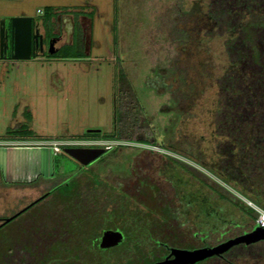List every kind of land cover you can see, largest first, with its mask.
Here are the masks:
<instances>
[{
  "label": "rangeland",
  "instance_id": "rangeland-1",
  "mask_svg": "<svg viewBox=\"0 0 264 264\" xmlns=\"http://www.w3.org/2000/svg\"><path fill=\"white\" fill-rule=\"evenodd\" d=\"M47 1L52 6H44L46 0H0V9L14 12L20 9L24 13L40 15L37 11L40 7L44 11L41 15H44L53 7L72 12L77 18L82 15L92 20L90 39L88 42L83 40L78 30L75 43L61 48L62 53H77L74 57H63L60 52L51 54L48 46L45 54L30 59L0 58V141L37 142L32 147L15 144L17 148L9 147L3 151L5 182H34V185L0 187V215H14L36 199L44 188L50 189L66 176L72 177L90 168L65 153L64 147L55 154L51 146L54 142L81 144L94 140L107 143L104 147L122 143L105 137H86L92 129L100 130L102 136L114 131L118 78L123 69L148 120L156 127L159 140L177 143L173 153L163 148H151L181 160L173 164L167 162L160 172V179L176 194L177 215L184 230L189 232L188 236L201 238L195 240L198 246L206 239L207 244L214 245L250 229L256 214L247 204L257 207L248 202L253 198L243 183L227 177L223 169L227 158L216 149L218 137L215 138L212 128L216 88L206 86L200 96H189L179 105L176 93L161 82L165 78L162 72H167L165 68L175 69L181 65V60L189 62L192 79L189 78L187 83L190 87H196L193 77L198 75L197 72H204V78L209 73L214 77L222 74L229 65L223 39L204 31L198 39L202 45H196L191 53L178 47L184 35L183 11L187 10L189 15L191 9L197 10L198 4L205 11V0ZM13 16L10 13L0 19L7 18L10 25ZM85 22L88 26L89 20ZM69 26L70 19L67 21ZM201 61L208 65L203 68ZM172 76L166 80L168 85L174 86ZM203 80V83L209 82ZM160 86L166 88L164 93L157 92ZM179 93L182 94V90H178V96ZM128 152L119 151L93 168L112 181L118 170H130ZM13 161L19 162L20 170L15 165L8 168V162ZM36 214L32 207L0 231L2 250L13 247L14 238L20 235L19 239L33 236L31 232L35 230H29L27 223L34 227ZM4 238H13V242L8 239L6 242ZM240 247L229 250L227 255H233L241 250ZM58 261L54 259L52 264Z\"/></svg>",
  "mask_w": 264,
  "mask_h": 264
},
{
  "label": "trees",
  "instance_id": "trees-1",
  "mask_svg": "<svg viewBox=\"0 0 264 264\" xmlns=\"http://www.w3.org/2000/svg\"><path fill=\"white\" fill-rule=\"evenodd\" d=\"M205 3V11L201 10L200 4L197 10L191 9L189 15L187 10L183 11L184 35L178 47L191 53L196 45H202L198 39L204 31L223 39L229 65L222 74L214 77L209 73L204 78V72H197L198 75L193 77L196 87H190L187 83L189 62L181 60L177 68H165L167 72L162 70L165 78L161 82L176 93L179 105L189 96H200L206 86L214 85L216 101L212 128L213 135L218 137L217 152L227 158L224 172L227 177L243 183L253 198L248 202L264 210V0H205ZM49 10L52 14L53 7ZM60 54L63 57L78 55L68 51ZM201 64L203 68L208 65L203 61ZM171 74L174 86L168 85L166 80ZM203 79L209 81L207 85ZM118 81L114 131L104 136L100 132H89L91 134L86 138L105 137L122 143L107 146V153L86 165L90 168L72 177L66 176L61 185L46 195L49 198L39 203L40 207L36 208V202L26 208L23 213L32 207H35V214L38 213L34 227L27 223L30 226L27 228H34L35 232L32 230L30 238L19 239L20 235L14 242L13 238H4L6 242L7 239L13 242L15 248L2 250L0 247V264H52L54 259L59 260L57 264H154L164 259L167 245L189 246L178 219L175 196L170 189L160 186L162 180L159 177V171L167 162L173 164L181 160L151 148H163L173 153L177 143L159 140L156 127L148 120L123 69ZM164 86L157 92L164 93ZM178 90H182L179 96ZM119 151H129L127 160L131 162L130 167L136 169L135 178L111 181L102 172L94 170L93 165L107 162ZM146 168L156 170V178L149 176ZM4 185L27 187L34 182H5ZM247 206L256 214L252 229L258 224L260 212L250 203ZM3 228L5 226L0 225V231ZM107 229L121 230L124 239L113 247H101V236ZM236 247L241 250L231 256L227 255L228 250L226 259L215 255L202 262L264 264V244H239L230 250Z\"/></svg>",
  "mask_w": 264,
  "mask_h": 264
},
{
  "label": "water",
  "instance_id": "water-1",
  "mask_svg": "<svg viewBox=\"0 0 264 264\" xmlns=\"http://www.w3.org/2000/svg\"><path fill=\"white\" fill-rule=\"evenodd\" d=\"M13 40L12 59H30L35 50L39 48L44 52V35L35 29V18L33 16L18 15L10 18V27L7 26V18L0 21V58H7V51L10 47L9 35ZM55 39L49 43V52L54 54L58 51ZM100 130H89L99 132ZM104 146H65L63 151L75 158L82 165H88L106 153ZM8 218L7 220H11ZM124 239L121 230L107 229L101 236L100 246L103 248L113 247ZM264 240V226L257 224L251 231L231 238L213 247H201L194 250L171 247L170 254L163 260L154 264H195L208 257L220 256L239 244H252ZM173 256V257H172Z\"/></svg>",
  "mask_w": 264,
  "mask_h": 264
},
{
  "label": "crops",
  "instance_id": "crops-1",
  "mask_svg": "<svg viewBox=\"0 0 264 264\" xmlns=\"http://www.w3.org/2000/svg\"><path fill=\"white\" fill-rule=\"evenodd\" d=\"M44 6L48 7V6H52V4L50 3V1L46 0ZM38 9H40V7ZM38 9H37V11H38ZM19 10L17 9L15 11L16 12L15 13L14 11L6 10V8H1L0 9V17L6 16L7 14H10V13L14 14L15 16L26 15V14L32 15L35 18V21L40 25V27L43 29V31L48 34V36L58 37L57 39H55V41H56L55 46H56V48H58V51L65 45H72L75 43L78 30H80V36L83 38V40L88 42V40L90 39V34H91L90 32H91L93 23H92L91 19H89L85 16L79 15L77 18V16L75 14H73L72 12L59 10L57 8H53L52 14L45 13L44 15H41V14H43L44 11H42V13H39L40 15H35V13H24V11H19ZM68 18L71 21V26H69V27H67V21H69ZM85 20H89L88 26H87ZM0 21H1V19H0ZM84 24L86 25V27H84ZM47 48L48 47L46 46L45 52H46ZM45 52L40 53V54H45ZM40 54L35 52L33 56H37ZM11 140L12 141H0V169L2 171V176L0 177V187L1 188L2 187L8 188L7 185H4V183H5L4 174L6 173L5 172L6 163H3V161H2L3 160V157H2L3 151H7L9 147L10 148H17L18 146L15 144H25V146H28V147H32L33 144H37V142L29 141V140L23 141L24 143L21 142V140H16V141L14 139H11ZM16 156H18V155H16ZM14 165L19 168L17 170H20L21 166L19 165V162L18 163L17 162L14 163V161L8 162V168H11V167L13 168V167H15ZM6 183H9V182H6ZM0 217H2V215H0Z\"/></svg>",
  "mask_w": 264,
  "mask_h": 264
},
{
  "label": "flooded vegetation",
  "instance_id": "flooded-vegetation-1",
  "mask_svg": "<svg viewBox=\"0 0 264 264\" xmlns=\"http://www.w3.org/2000/svg\"><path fill=\"white\" fill-rule=\"evenodd\" d=\"M7 26L8 27H10V25H8V21H7ZM84 27H86V25L84 24ZM35 29H38L43 35H44V52H45V47L47 46H49V43H50V41L51 40H53V39H57L58 37H56V36H48V34L47 33H45L44 31H43V29L40 27V25L35 21ZM86 31V30H85ZM9 44H10V47H9V49H8V51H7V58L6 59H8V58H11V54H12V44H13V40H12V37H11V33H10V35H9ZM35 52L36 53H38V54H40L41 52H40V50H39V48L38 49H36L35 50ZM70 146H77V145H70ZM62 147H65V146H62ZM119 171V172H118ZM116 173H115V178H113V179H115V180H123V179H129V178H135V171H136V169L135 168H132V166L130 167V170H128V171H125V172H122V170H118ZM159 171V170H158ZM146 172L148 173V175L149 176H152V175H156L157 176V173H156V170H154V169H152V168H146ZM160 172L161 171H159V177H160ZM130 176V177H129ZM156 176H155V178H156ZM59 185H61V182L59 183V184H57V185H55L54 187H52V188H50V189H45L44 188V191L36 198V199H34V200H32V201H30L29 203H27L25 206H23L18 212H16L14 215H12V216H2V217H0V225H4L5 227L7 226V225H9L10 223H12L13 222V220L14 219H16L21 213H23V211L26 209V208H28V207H30V206H32L33 204H35L36 202H38V204L39 203H41L43 200H44V198L46 199V198H49V196L48 197H46V195L47 194H49V193H51L57 186H59ZM160 186L161 187H163V188H165V189H167L168 190V188H166V186L163 184V182L161 181V184H160ZM171 190V189H170ZM172 195H174L175 196V200H176V194H175V192H173L172 193ZM177 206H178V204H177ZM177 210V209H176ZM12 217V219L11 220H7L8 218H11ZM178 219H179V221L181 222V219H180V217L178 216ZM181 228L184 230V228H183V222H181ZM253 229V228H252ZM252 229H250V230H246V231H244V232H242V233H240V234H238V235H241V234H243V233H245V232H247V231H251ZM184 232L186 233V236H185V239H187L188 241H189V246H187V247H177V246H169V245H167L166 247H167V249H168V252H167V254L165 255V257H164V259L170 254V252H171V250H170V248L171 247H176V248H182V249H189V250H194V249H197V248H201V247H213V246H216V245H218V244H220V243H223V242H225V241H218L217 243H215L214 245H209V244H205L204 243V245H202V246H198L197 244H196V242L198 241V239H197V237L195 238V237H193V238H191L190 236H188V234H189V232L187 231V230H184ZM237 235V236H238ZM195 240H197L196 242H195ZM193 242V243H192ZM258 243H260V244H264V240H261V241H258V242H256V243H253V244H258ZM245 245H247V244H245ZM225 254L226 253H224L223 255H220L219 256V258L220 259H226V257H225ZM173 257V256H172ZM163 260V259H162Z\"/></svg>",
  "mask_w": 264,
  "mask_h": 264
},
{
  "label": "built area",
  "instance_id": "built-area-1",
  "mask_svg": "<svg viewBox=\"0 0 264 264\" xmlns=\"http://www.w3.org/2000/svg\"><path fill=\"white\" fill-rule=\"evenodd\" d=\"M43 10L41 9H38V12L39 13H42ZM107 143H104V142H98V141H92V142H82L81 144H65L61 141H56L54 142L53 146L54 147V152L55 154L56 153H59L60 151V147L62 148V146H70V145H77V146H103V145H106ZM257 210H259L260 214H259V217H258V220H257V223L259 225H262L264 226V210L260 209L257 207Z\"/></svg>",
  "mask_w": 264,
  "mask_h": 264
}]
</instances>
